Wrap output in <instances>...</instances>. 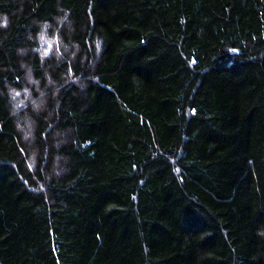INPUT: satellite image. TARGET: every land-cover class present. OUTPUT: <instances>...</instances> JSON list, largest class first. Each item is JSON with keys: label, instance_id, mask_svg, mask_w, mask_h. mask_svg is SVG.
I'll use <instances>...</instances> for the list:
<instances>
[{"label": "trees", "instance_id": "obj_1", "mask_svg": "<svg viewBox=\"0 0 264 264\" xmlns=\"http://www.w3.org/2000/svg\"><path fill=\"white\" fill-rule=\"evenodd\" d=\"M0 264H264V0H0Z\"/></svg>", "mask_w": 264, "mask_h": 264}]
</instances>
